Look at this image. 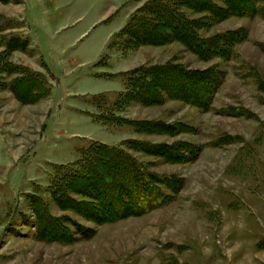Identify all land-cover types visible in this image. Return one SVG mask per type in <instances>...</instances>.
Masks as SVG:
<instances>
[{"label": "rangeland", "instance_id": "374dc122", "mask_svg": "<svg viewBox=\"0 0 264 264\" xmlns=\"http://www.w3.org/2000/svg\"><path fill=\"white\" fill-rule=\"evenodd\" d=\"M147 1L101 23L119 0H0V264H264V2L182 9L223 53L180 38L122 52L119 32L106 47ZM162 64L193 76V94L119 102L126 72ZM14 65L54 77L50 99L6 87ZM111 112L118 124L96 120ZM92 143L129 155L158 205L118 215L101 189L57 192L58 167ZM117 191L114 210H132Z\"/></svg>", "mask_w": 264, "mask_h": 264}, {"label": "trees", "instance_id": "16d2710c", "mask_svg": "<svg viewBox=\"0 0 264 264\" xmlns=\"http://www.w3.org/2000/svg\"><path fill=\"white\" fill-rule=\"evenodd\" d=\"M222 1L225 9L231 13L252 11L254 14L258 11L250 7L251 0H238L240 4H236V0ZM255 1L256 3L264 2V0ZM183 8L210 13L222 9L217 8L211 0H149L119 31L120 50L125 52L142 45L158 44L180 38L194 48L193 51L200 56L207 57L215 52L223 53L224 49L220 46L223 39L197 36L194 32L196 21L187 19L183 14ZM13 68L15 70L11 73L15 72L19 76L8 83V86H4L10 87L19 99L25 101L27 96L32 95L33 100L39 101L49 95V81L41 73L19 65H14ZM124 78H126L123 83L124 91L118 94L119 102L138 98L145 104H150L158 100L160 92L178 96V93H192L194 90L190 87L191 82L194 83V77L183 72L182 68H176L170 64L140 66L126 72ZM96 120L104 125H116L120 122L113 112L105 115L98 114ZM80 154L81 159L71 164L61 165L56 171L54 186L61 195L64 196L69 191L81 195L83 191L91 187L101 189L102 204L106 206L109 213L115 212L118 215H123L125 212L139 214L158 205L159 195L145 183L143 170L139 165L133 164L129 155L119 146L92 143L87 149L80 151ZM76 180L80 182H75ZM117 190L123 191L122 194H125L123 196L132 210L129 211L127 207H121L120 212L114 210L113 206L119 207L120 204L115 201L116 195L113 193L116 192L117 200H121Z\"/></svg>", "mask_w": 264, "mask_h": 264}, {"label": "crops", "instance_id": "0c3cea01", "mask_svg": "<svg viewBox=\"0 0 264 264\" xmlns=\"http://www.w3.org/2000/svg\"><path fill=\"white\" fill-rule=\"evenodd\" d=\"M131 1H134V0H119V2H118V4L116 5V6H114V8H113V11L110 13V14H108L104 19H102L100 22L101 23H105V22H109V21H111L118 13H119V11L124 7V6H127L128 5V3L129 2H131ZM127 13H126V15H125V17H127V19H126V22L124 23V25L127 23V21H128V18H129V15H130V13L128 12V11H126ZM123 25V26H124ZM123 26H121L116 32H114L109 38H108V42H107V44H106V47H108V45H109V42L111 41V38L117 33V32H119V30H121L122 28H123ZM100 64V60L96 63V65H99ZM33 71H35V70H33ZM35 72H38L37 70L35 71ZM52 75V74H51ZM53 76V75H52ZM55 78L53 77V79H51L50 81H49V86H50V91H49V95L46 97V98H49L50 97V95H51V88H52V86H53V84L55 83ZM100 94V93H99ZM50 99V98H49Z\"/></svg>", "mask_w": 264, "mask_h": 264}]
</instances>
